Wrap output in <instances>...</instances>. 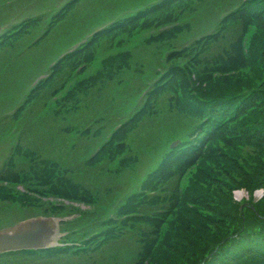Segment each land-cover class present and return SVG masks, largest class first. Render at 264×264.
Instances as JSON below:
<instances>
[{"label": "trees", "instance_id": "1", "mask_svg": "<svg viewBox=\"0 0 264 264\" xmlns=\"http://www.w3.org/2000/svg\"><path fill=\"white\" fill-rule=\"evenodd\" d=\"M209 1L208 14L217 18L216 24L182 45V34L193 23L200 25L195 16ZM93 3L68 0L57 14L47 12L5 37L0 42L1 78L25 70V57L11 51L16 44L25 42L23 50H30L48 42L60 22L87 14ZM44 26L43 37L30 45V38ZM152 30L156 32L143 37V52L126 48L138 33ZM153 44L166 48L155 57L158 65L151 80L136 86L127 109L134 110L126 113L127 102L113 95L109 106L106 87L113 83L119 94L136 81L132 73L144 66L147 58L142 53L148 57ZM99 47L105 49L100 57ZM28 58L40 62L34 53ZM70 101H80L77 109L81 103H106L103 113L92 108V113L77 115L66 125L68 114L77 112L67 111ZM87 116L94 119L85 123ZM19 120L28 140L39 128L45 135L38 144L26 140L11 148L0 167V202L20 203L37 212L39 206L46 215H78L61 222L65 244L0 254V264H264V195L258 201L252 197L255 190H264V0H154L116 15L60 59L15 114L0 117V126L11 128ZM60 120L67 135L56 151L59 141L47 128ZM71 126L77 128L75 133ZM70 133L74 144L69 146ZM176 140L181 142L171 147ZM166 143L155 168L124 195L109 185H84L101 184L103 175L72 171L63 160L77 155L78 171L94 168L118 177L145 159L148 149L156 152ZM42 146L47 157L39 153ZM87 150L90 155L84 158ZM16 184L26 191L17 190ZM239 188L250 194L245 206L233 199ZM47 196L115 207L109 215L44 200Z\"/></svg>", "mask_w": 264, "mask_h": 264}, {"label": "rangeland", "instance_id": "2", "mask_svg": "<svg viewBox=\"0 0 264 264\" xmlns=\"http://www.w3.org/2000/svg\"><path fill=\"white\" fill-rule=\"evenodd\" d=\"M13 0H0V24L6 20H8V18L10 16H12L14 13L15 15H17L18 12L24 13V14H35L37 12H40L41 10L46 9V7H48L49 5L47 4L45 7L42 8L43 3H40L39 0L33 1L32 5H26V4H13L9 6V7H2L4 4L12 2ZM55 1V0H54ZM154 0H94L93 3V8H91L92 10H90L87 14L86 12H83L82 15H74L73 18H71V21L69 20H63L62 22H60L53 30V33L49 36L48 42L44 41V42H40L37 46H32L30 48V50H23L24 44L25 42L22 43H18L15 45V47L11 50H17L15 55L17 53H20L21 57H25V58H21L22 60H26L28 62L33 61L31 59L28 58L31 57V55L34 53L35 58L37 57V59L40 61L38 64H31L28 74L23 75V76H18L16 73L11 77V81H8V79L6 80V83L9 84L11 87H15L16 90H11L7 96L5 95H0V101L4 100V104L2 105V107L4 105V108L0 109V114L4 115L6 114L5 111L10 110L15 104H21L24 102L25 100V93H27L29 91L30 88H32V81L34 79V76H37L38 73L37 71H42L41 67L43 66L44 62H46L47 58L50 59L53 56L52 59H54V57L56 56V54L61 51L63 49L66 50L69 47V43H71L72 41H81L85 38H87L90 33L95 30L96 28L102 26L103 24H107L108 22H110V18H114L116 15H121L126 11H132L135 10L137 7L143 6V4L146 3H151ZM61 0H57L54 4L56 3H61ZM15 7V9H14ZM51 7V6H50ZM211 10V1L204 3L201 7H200V11L199 14H197L195 16V19H197L198 23L200 25H197L196 23H193L194 25L191 27V29L189 31H185L180 39V42L182 45L188 44L190 42V40L200 36L201 34L206 33L209 28L211 27V25L216 24L217 22V18H214L213 16L208 14V11ZM20 14V15H21ZM89 16V17H88ZM85 35V36H84ZM146 35H148V33H138L136 36H134L133 38H131V40H129V42L126 45V48H128L129 50L133 52L136 51H141L143 52L142 49V44H143V37H145ZM175 43H178L177 40ZM36 45V44H35ZM68 45V46H67ZM189 45V44H188ZM67 46V47H66ZM48 47V53L46 52V48ZM66 47V48H65ZM33 48V49H32ZM65 48V49H64ZM166 48V45H162V46H158V45H150L149 47V56L147 57L146 52L142 53L143 58H147L145 60L144 66L139 67L138 69H136L135 73H132L133 78L137 79L136 81H130V84L128 86H126L125 88H122L121 91L118 94V90L117 89L115 91V89H113L110 86H107L105 89V92L108 94V101H109V106L113 105V103L111 104V95H113L114 99L121 100L122 102H127L126 106H125V111L126 113H128L130 111V113L134 110L133 108L130 107L129 110H127L129 108V106L131 105L133 99L132 97L136 94V86L138 84L141 83V80L144 81H149L151 80L152 76H154L152 70L154 67H156L158 65V63L156 62V58L155 57H159L160 53ZM104 50L103 47H99L98 48V52H99V57L104 54ZM30 54V55H29ZM136 54V53H135ZM134 54V57H135ZM28 55V56H27ZM154 55V56H153ZM20 59V60H21ZM136 61H134L135 63ZM138 67V66H137ZM14 69V68H13ZM140 72H143L141 74H139ZM118 76V74H117ZM122 76H125L124 74H122ZM154 78V77H153ZM1 82H5L1 77H0V84ZM9 82V83H8ZM4 83V86H6L7 84ZM0 92H1V88H0ZM22 93V94H21ZM79 94V93H78ZM102 96L101 92L99 93L98 97ZM77 98V96H76ZM115 100V101H116ZM6 102V103H5ZM106 103V101H102L101 104H91V105H85L84 103H81V107L79 109H77V107L80 104V101L78 103H72V101H70L69 105H68V110H75L77 112H70L68 114V119L66 120V125L67 123L72 120L75 119V117L78 115L82 116L83 114H88V113H92V108L93 110L98 111L99 113H103V110L105 109V107L103 108L102 106ZM100 107V108H99ZM99 108V109H98ZM66 110V108H64ZM77 109V110H76ZM114 112L116 113V110H114ZM61 113H66L64 111H62ZM90 116H87L86 118H89ZM61 118V117H60ZM86 118H81V119H86ZM105 118V117H104ZM94 119V117H90L89 119L85 120L86 122H90ZM18 124L17 126H20L18 128L21 129V126L23 127V133L22 136L20 137L22 144L28 140V138H26V134L24 133L25 131V125L22 123H20V120L16 123ZM101 124V123H100ZM65 126L63 125L62 120H60L59 124L56 127H52V128H47L52 132V135H54V139H56L57 141H59V143H57V147L55 148L56 151H58L62 144L64 145V140L65 137L67 135V132L65 130H63ZM71 132L73 131V133L76 132L75 127L71 126ZM80 128V126H79ZM109 129H102L100 135L95 139L96 142L95 144H98L101 142V140L103 139V137L106 135V133L108 132ZM8 131L4 130L2 128H0V167L3 166V164L5 163L6 160H8L9 155L11 154V146L14 145V140L17 138V136L19 135V131H15L13 134L8 135ZM35 134V136L31 139L28 140V142L31 144L32 146V142L34 141L35 143H40L43 140V130L41 128L38 129L37 132L33 133ZM7 136V137H6ZM32 136V134H31ZM92 136V135H91ZM6 137V138H5ZM70 137V141H69V146L70 144H74V141L71 143L72 141V136L71 133L69 134ZM49 139V138H48ZM93 136L90 140H88V143L90 144V146L93 144L92 142ZM175 142V141H173ZM172 142V143H173ZM171 143V144H172ZM78 144V142L76 143V145ZM94 144V145H95ZM170 144V146H171ZM168 143L165 144L164 147H159V149L156 152H151L149 149L147 150V154H145V156L142 159L135 168L133 169H129L126 170L124 169L121 174L118 175V177H116L115 175H112L111 172H102L100 170L97 169H89V170H85V168H83L82 170L78 171L77 165L80 164L79 163V159L81 157L75 155V156H71V158H63L64 162H65V166L66 167H70L74 169L72 171L75 172H84L90 175H100L102 174L103 179H102V183L101 184H96L95 182H84V185L88 186V187H93L95 188H99V189H104L105 187H107L108 185L111 187H114L115 189L117 188V194L118 195H124L126 193H129L131 190H135L137 185L139 184V179L141 180L143 177L146 176V174L151 171L153 168H155V166L157 165V163L159 162L162 154L165 152V150L168 148ZM46 147V146H45ZM45 147H41V151L39 153H41L43 156H48V152L47 149L43 150V148ZM50 147V146H49ZM90 151L91 150H87L84 151L82 156H84V158H87L90 155ZM151 152V153H149ZM142 158V156H141ZM51 160H55V159H51ZM61 159H58L57 162H61V165H64V162ZM17 162H19V158L16 160ZM7 162V161H6ZM20 163V162H19ZM82 165V164H81ZM112 167H115V163H113L111 165ZM114 184H117L114 186ZM91 189V188H90ZM244 190L245 194L243 195V197H238L237 194H235V192L237 191H242ZM96 191V190H95ZM257 192H260V194L258 195ZM233 199L235 202L237 203H242V205L245 206V203H243L244 199H248L250 197V194H248V192L245 189H235L233 191ZM264 195L263 190H256L253 192L252 197L255 200H260L262 199ZM116 199V198H115ZM117 202H115L113 205H116ZM37 207V206H36ZM95 207V206H94ZM107 207V206H106ZM115 206H112L111 210L112 211L114 209ZM41 208L38 206V212L37 211H31V209H27L26 206H22L20 203H16V202H0V228H4V227H11L13 225H15L16 222L25 219L26 217H31L34 215H37L38 213H41L40 210ZM99 208H94V210L97 212ZM93 210V211H94ZM100 212L102 211H106L103 207H101V209H99ZM106 211V212H109ZM73 215V214H72ZM113 215V214H112ZM106 252V251H104ZM103 255V250L101 251V254Z\"/></svg>", "mask_w": 264, "mask_h": 264}, {"label": "water", "instance_id": "3", "mask_svg": "<svg viewBox=\"0 0 264 264\" xmlns=\"http://www.w3.org/2000/svg\"><path fill=\"white\" fill-rule=\"evenodd\" d=\"M55 224L51 217H38L0 231V252L48 246L55 232Z\"/></svg>", "mask_w": 264, "mask_h": 264}, {"label": "bare ground", "instance_id": "4", "mask_svg": "<svg viewBox=\"0 0 264 264\" xmlns=\"http://www.w3.org/2000/svg\"><path fill=\"white\" fill-rule=\"evenodd\" d=\"M244 194H245L244 191H238V192H237V196H238V197H241V196L244 195ZM257 194L259 195L260 192H257Z\"/></svg>", "mask_w": 264, "mask_h": 264}]
</instances>
